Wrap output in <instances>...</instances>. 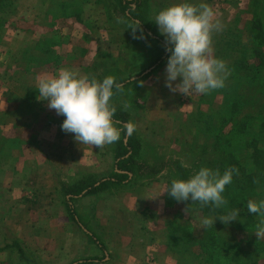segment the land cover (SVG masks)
<instances>
[{"label": "crops", "instance_id": "0c3cea01", "mask_svg": "<svg viewBox=\"0 0 264 264\" xmlns=\"http://www.w3.org/2000/svg\"><path fill=\"white\" fill-rule=\"evenodd\" d=\"M20 1L14 0L12 10L2 13L0 21V26L4 25L0 27V211L6 201L10 204L6 206L8 213L5 217L8 218H5V226L38 263H53L58 259L64 264H76L94 258V261H106L105 264H157L155 255L162 250L164 238L159 240L156 233L147 232V225L158 218L155 214L146 218L148 208L143 206L140 209L141 190L127 191L125 184L76 197L81 202L77 207L81 212L77 216L83 226L69 217L63 187L82 179L98 180L112 174L115 171L116 142L99 149L76 141L74 133L61 130L64 117L50 109L47 100L37 98L38 79L51 76L61 68L104 78L97 75L94 65L100 45L105 44L99 33L108 27L103 21L98 26H88L87 20L83 19L88 15L86 6L98 0H34L42 2L41 7L28 8L23 13L16 5ZM236 2L238 6L240 0ZM70 3H76V6L71 4L76 8L75 12L63 10ZM94 11L91 17L101 13L98 7ZM34 12L42 14L44 21L38 23L32 19ZM147 17L151 27L159 32L149 15ZM19 18H23L27 25L15 23ZM142 31L146 38V31ZM39 32L43 36L35 45L30 38ZM63 32L65 35L61 36ZM145 38L142 40L148 42ZM212 46L214 49V44ZM35 50L41 51L40 55L35 56ZM113 104L124 110V104ZM146 104L147 100L144 110ZM125 111L129 112L131 119L130 111ZM116 126L119 128V123ZM139 159L144 160L141 155ZM2 192L7 196L4 201H1ZM98 198L102 202L100 210L94 206L98 204ZM114 202L122 210L134 208L136 221L139 220L138 214L141 215V220L133 223L135 226L131 232L116 228ZM74 208L77 209L75 205ZM12 209L16 214H10ZM84 212L88 225H96L108 235L101 239L105 250L85 232ZM144 212L147 214L143 215ZM2 216L0 214V226H3ZM5 242L8 240L0 230V247ZM112 249L116 250L115 256L110 254ZM2 251L0 264L7 258L3 257ZM122 252L126 259L119 256Z\"/></svg>", "mask_w": 264, "mask_h": 264}, {"label": "rangeland", "instance_id": "374dc122", "mask_svg": "<svg viewBox=\"0 0 264 264\" xmlns=\"http://www.w3.org/2000/svg\"><path fill=\"white\" fill-rule=\"evenodd\" d=\"M21 1L19 4L16 2V5H19L18 11L20 13L28 10V8H31V10H34L35 7L40 8L42 5L40 1ZM236 1L204 0L213 10V18L219 19L223 24L221 31L213 33V44L221 41L220 46H225L223 44L225 37L222 36L228 27H231L234 32L235 30L238 31L244 40L247 37V30L252 22L253 13L256 11L259 12L264 21V0H240L238 6ZM115 2V0L92 1L86 6L88 15L87 17L84 16L83 19L84 21L87 20L86 24L88 26L90 24L98 26L103 21L104 26L108 27V29L104 28L99 33V37H102L106 45H100L94 65L96 66L95 71L101 77L113 76L115 80L118 78L129 79L128 81L130 82L121 83L123 85L121 91L114 90L112 103L128 105L127 109L131 113L130 121L136 125L134 133L139 137L142 144L141 156L159 169L158 172L150 175H146L147 172L136 173L126 186L128 188L127 191H142L140 192L139 200L141 203L140 209L143 206L147 207L149 214L145 217L150 218L155 214L158 218L157 221L153 220L152 224L147 225V232L156 233L159 240L164 238L162 250L158 255H155L157 264H264V249L256 245L255 240L257 237L254 233L260 217L249 213L247 210L248 200L259 201L264 199V183L253 192L249 191L248 195L240 197L241 202L238 204V209L241 214H239L238 219L223 222L217 217L214 220L213 227L207 228H203L201 225L203 218L222 216V214L207 215L200 211L187 210L183 202H177L168 195L167 191L163 192L170 185V181L179 175L177 174L179 173V165L191 168L192 174L201 166L219 169L222 173L228 159L226 158L227 151H232V149L241 151L238 155H240V158L243 157L244 139L253 136L246 131L243 132L241 129L229 131L231 122L229 124L218 123L217 125L220 128L214 126L212 129L207 122H204L201 115L203 113L210 114L211 107L219 108L220 103L224 100L221 93L226 87V83L223 88L213 90L206 95L194 94L188 97L179 92H171L165 86L164 69L166 62L157 69L153 68L155 65L151 66L156 53L154 42H144L142 38H133V30L128 28L132 24L121 15ZM144 2L146 13L158 30V26L153 21L155 13L174 3L175 0H144ZM192 2L199 3L200 0H192ZM14 4L13 0L12 5L14 6ZM71 4L76 6V3L66 4L63 10L65 12H75L76 8ZM102 6H104V10H102ZM96 7L101 9V13L91 17ZM32 19H35L38 23L44 21L43 15L36 12H34ZM15 23L20 26L27 25L24 23L23 18L17 19ZM54 23L57 24L58 21ZM1 33L0 40L2 39ZM64 33L61 36H64ZM140 35L141 32L137 29L136 36ZM42 36L43 34L39 32L33 37L31 36L30 40L35 44ZM63 38L61 37V39ZM219 52L216 53L214 48L213 54L217 58L222 59L227 66L229 59ZM40 53L41 51H34L35 56L40 55ZM178 82L179 78L173 84L175 85ZM246 88L245 93H240L243 96H238V102L242 103V113L239 116L241 117L242 115V119H246V130L251 128L252 133L255 134L261 128V122L264 121V89L248 86ZM225 91L226 89L223 90V92ZM146 100L147 104L144 110ZM213 117V121L216 123L221 119V116L218 115H213ZM193 125L194 127L195 125L199 127L198 130L193 129ZM210 130L213 132L211 136H208L211 133ZM217 130L222 133L225 139H229L231 143L230 147L224 148V151H222V148H217L219 153L212 149V146L210 147ZM193 134L198 137L199 144L205 143L209 146L206 154L200 155L201 150L199 149L201 145L195 149L191 145L193 144ZM261 141L264 142V139H261ZM191 173L190 175H192ZM227 188L225 186V191L222 194L227 202L220 207L222 212L233 209L230 206L231 200L229 201L230 195H228ZM2 194L1 201H4L7 196L3 192ZM99 198L98 204H94V206L99 207L100 210L102 202H100ZM120 199L122 200V197ZM80 203L76 199L72 201V205H75L76 208ZM8 205L10 204L6 201L0 211V214L3 215V226H0V230L8 242H12L14 235L5 226V218H8L5 217L8 213L6 208ZM114 208L116 216L114 223L117 229H121V232H131L133 226H135L133 223L141 220L140 214H138L139 220H135L134 208L127 211L122 210L115 202ZM75 210L77 213L81 212L78 208ZM145 212L143 215L147 214ZM10 214H16V210L12 209ZM83 214L82 221L85 224L87 214L86 212ZM84 228L85 232H88V234L93 233L100 241L108 236L96 225L93 226L86 223ZM149 233L147 234L149 235ZM115 252L116 250L112 249L110 254L115 256ZM2 255L7 257L2 264H28L14 247L5 248L2 251ZM25 255L28 258L34 257L27 249L25 250ZM119 256L126 259L123 252ZM112 258L116 262V259ZM39 262H41L39 264H64L62 260L58 259L53 263ZM105 263L106 261H94L88 264Z\"/></svg>", "mask_w": 264, "mask_h": 264}, {"label": "clouds", "instance_id": "9594fccd", "mask_svg": "<svg viewBox=\"0 0 264 264\" xmlns=\"http://www.w3.org/2000/svg\"><path fill=\"white\" fill-rule=\"evenodd\" d=\"M211 7L200 0H175L174 3L160 9L154 15V22L159 33L165 38V51L169 53L165 65V86L171 92H179L185 96L206 95L213 90L225 86L228 69L225 62L213 53V33L223 29L219 19H214ZM141 25L135 21L128 28L136 30ZM179 82L175 85L174 81ZM123 85L117 83L113 76L97 79L70 68H61L51 76L38 79L35 89L38 99L47 100V106L64 117L61 130L74 133V139L82 144L95 145L99 149L111 145L121 138V131L130 137L136 131L132 121L121 127L119 121L113 119L117 108L112 103L114 89L121 91ZM127 104L123 105L126 110ZM235 168L219 169L201 166L186 179L174 178L163 191L177 202L191 199L200 202L201 206L211 204L220 208L227 202L223 197L225 186L231 184ZM162 192V193H163ZM249 213L260 217L256 226L257 238H264V199L248 200ZM239 209L233 208L222 216L205 217L201 221L203 228L213 227L218 217L227 222L238 219Z\"/></svg>", "mask_w": 264, "mask_h": 264}, {"label": "trees", "instance_id": "16d2710c", "mask_svg": "<svg viewBox=\"0 0 264 264\" xmlns=\"http://www.w3.org/2000/svg\"><path fill=\"white\" fill-rule=\"evenodd\" d=\"M115 1L123 16L126 17V20L132 25L135 21H140L141 25L139 27L146 31V38L148 41L151 40L154 42L156 46V54L151 66L155 65L153 67L154 69L163 66L166 62V56L169 55V53L165 51V38L151 27L146 14V5L144 0ZM11 4L12 0H0V21L2 20V13L12 10ZM247 31V37L243 40L238 31L235 30L234 32L231 27H228L222 36L225 37L223 42L225 46H220L221 41L220 43L219 41L216 43L214 42L216 53L220 51L219 53L221 55H224L225 58L229 59V64L227 63L229 74L225 81L226 87L223 89H226V91L223 92L222 90L221 95L224 100L220 103L219 108L211 107L210 114L207 115L203 112V114H201L204 122H207L212 129L214 126H218V123L229 124V122H231L229 131H238L241 129L243 132L246 131L249 135L253 136L244 139L242 158L238 155L241 151H235L232 149V151L226 152V158L228 159L223 170L229 167L237 170L233 174L231 184L226 185V187H228L227 191L229 193L228 195H230L229 201L231 200L230 206L232 208L239 207L238 204L241 202L240 197H244L249 191L253 192L262 183H264V142L261 141V139H264V121L261 122V128L259 131L255 132V134L252 133L251 128L246 130V119L243 120V116H239V114L242 113V103L238 102V96H243L240 93L246 92V86L264 89V21L258 11L253 13V19ZM116 82L121 84L130 81L118 78L116 79ZM244 84H246V86H244ZM116 108L117 112L113 119L119 121V125L121 127L123 123L129 121L130 114L129 112L122 110V107L118 105H116ZM251 114L253 113L251 112ZM213 115L221 116V119H219L216 123L213 121ZM194 128L198 130L199 127L196 125L194 127L193 125V129ZM212 132L213 131H211L208 136H211ZM213 139L214 140L211 141L212 145H210V147L212 146L211 148L215 149L217 152L218 149L222 148V151H224V148L230 147V140L225 139L222 133H219V130H217L216 134H214ZM192 141L193 144L191 145L194 149L201 145L199 149L201 150L200 155H204L208 152L207 150L209 146L205 143L199 144L198 137H195L194 134L192 136ZM141 146V141L135 133H133L130 137H126L122 131V138L116 141L115 171L112 172V174L98 180L82 179L77 183L63 187L66 191L64 195L67 196V212L72 220L79 225H82L77 216V212L72 205V201H74L76 197L96 194L105 189L123 186L125 184L127 186L129 180L132 179V176L136 173L141 174L142 172H147L150 175L159 171L154 164L151 165L147 160L139 159L142 152ZM191 172V168L179 165V173H177L179 175L177 178L186 179L190 176ZM182 202L187 210L190 209L193 211H200L201 213L207 215H224L226 212L231 210L229 209L228 211L222 212L220 208H214L211 204L202 207L200 202H193L191 199ZM239 214H241V211H239ZM89 236L101 249H105L102 242L99 241L93 233H90ZM255 242L257 246L264 249V238H256ZM10 246L14 247L22 259H24L28 264H39L34 258L26 257L25 249L15 238L12 242L5 243L3 247H0V250H4ZM94 260L95 259L93 258L90 261L86 260L76 264H88L89 262L93 263Z\"/></svg>", "mask_w": 264, "mask_h": 264}]
</instances>
